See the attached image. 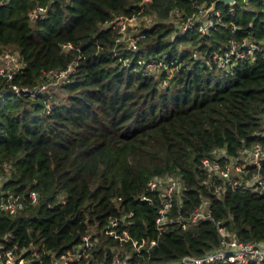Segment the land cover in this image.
<instances>
[{
  "label": "trees",
  "instance_id": "16d2710c",
  "mask_svg": "<svg viewBox=\"0 0 264 264\" xmlns=\"http://www.w3.org/2000/svg\"><path fill=\"white\" fill-rule=\"evenodd\" d=\"M214 1L0 0V53L11 46L21 57L11 80L0 76V164L11 166L1 176L26 199L37 193L15 213L0 211L5 247L17 242L59 256L88 233L91 260L174 264L217 247V221L244 241L264 240V191L233 189L201 162L241 163L244 181L256 170L245 158L264 141V56L226 71L212 54L232 37L264 40V3L244 8L237 0L233 11L218 3L222 23L178 33L181 20ZM37 5L45 15L32 19ZM135 13L156 19L132 48L107 22ZM70 64L68 82L39 90L52 80L48 69ZM259 170L264 179V159ZM165 174L180 175L172 214L207 203L211 216L187 229L169 223L156 244L137 251L131 239L148 244L157 236L159 199L146 182ZM111 218L115 237L106 232ZM124 231L128 240L119 239Z\"/></svg>",
  "mask_w": 264,
  "mask_h": 264
},
{
  "label": "built area",
  "instance_id": "2783aa9c",
  "mask_svg": "<svg viewBox=\"0 0 264 264\" xmlns=\"http://www.w3.org/2000/svg\"><path fill=\"white\" fill-rule=\"evenodd\" d=\"M6 1L7 0H5V2ZM236 1L234 3H236ZM261 1L264 3V0ZM234 3H228L230 5L229 10L233 11L235 9L232 6ZM211 4L205 8H199L197 11H193L190 15H187L185 19L181 20L178 33H183L193 28H196L201 33H205L216 23H222V13L220 9L216 8V6L211 7ZM247 4L248 3H244L242 6L246 8ZM45 12V6L37 5L32 9L30 17L32 19L43 17ZM135 15L136 14H132L131 16L118 15L110 22H107L108 25L112 28H116L120 33L121 36L119 39L127 41L132 48H137L140 37L139 34L136 35L139 30L135 29L134 24H132V21L136 18ZM129 30L136 31L132 35L126 36ZM70 47H72L71 43L62 44L63 49ZM256 54L264 56V40L257 41L249 36H244L240 39L235 37L230 38L226 49L223 51H214L212 57L220 68L229 71L238 59L247 56L253 59ZM0 58H7L10 61L5 66L0 65V76H4L7 80H11L15 71L19 70L21 67V61L19 60L21 57L15 52L3 51L0 53ZM73 68L74 64L68 65L65 69H48L45 75L47 77H52V80L51 82L42 84L39 90L45 89L49 84L55 85L62 81L68 82ZM11 88L16 92L19 91V87L15 84H11ZM261 134L264 136V132ZM246 153L247 156L245 161L252 164L256 170L251 174L250 178L245 181L241 178L242 172L245 171L241 163H235L232 160L222 162L217 158L209 157H204L201 162L208 172L221 177L224 180L223 184L229 185L233 189L248 188L263 192L264 179L259 169L264 159V141H257ZM10 167V164L7 162L0 164V211L15 213L18 209L24 207L27 202L34 203L37 200V193L31 190L28 193V199H26L25 196L19 192H15L11 187H4L5 179L2 178L1 172L6 171V174H8ZM179 177L180 175L173 174L154 175L147 180V188L153 191L159 199V205L154 220L157 236L151 238L148 244H146L147 240L144 238L140 241L131 239L132 245L137 251H141L145 245L150 247L156 244L159 235L169 223H176L182 229H187L200 219L211 216L207 203L186 211L185 215H174L171 213L174 206L175 195L181 188ZM221 187L222 185L219 184L217 189L220 190L222 189ZM117 224L118 219L111 218L109 220V229L106 232L112 234L114 237L118 236L114 229ZM217 228L220 233L219 245L217 247L198 256L183 255L174 264H245L248 262L264 264V240L255 242L244 241L233 233L227 232L219 221H217ZM119 239L128 240L129 236L127 232L124 231L123 236L119 235ZM91 245V238L87 233L81 237L79 244L71 247L62 255L58 256L49 250L39 252L32 247H20L17 242L13 243L10 247H5L3 241H0V264H139L132 263L128 255L123 257L115 256L110 261L91 260Z\"/></svg>",
  "mask_w": 264,
  "mask_h": 264
},
{
  "label": "rangeland",
  "instance_id": "374dc122",
  "mask_svg": "<svg viewBox=\"0 0 264 264\" xmlns=\"http://www.w3.org/2000/svg\"><path fill=\"white\" fill-rule=\"evenodd\" d=\"M136 18L132 21V24H134L135 29L140 30V28L142 27H146V26H150L151 24H153L155 22V16L153 14H138L135 13ZM136 30H129V32L126 34V36H130L132 35ZM184 42L180 43V48H182L184 46L183 44ZM5 51H11L12 53L15 51L13 47L8 46L5 47ZM161 65H156V64H151L148 66V69L150 71H158L160 70ZM170 71H172V68H170ZM63 95V93H62ZM60 96V95H59Z\"/></svg>",
  "mask_w": 264,
  "mask_h": 264
},
{
  "label": "water",
  "instance_id": "95a60500",
  "mask_svg": "<svg viewBox=\"0 0 264 264\" xmlns=\"http://www.w3.org/2000/svg\"><path fill=\"white\" fill-rule=\"evenodd\" d=\"M236 0H215L212 2L211 7H215L218 3H234ZM251 0H243L244 3H249ZM2 3H5V0H2Z\"/></svg>",
  "mask_w": 264,
  "mask_h": 264
}]
</instances>
